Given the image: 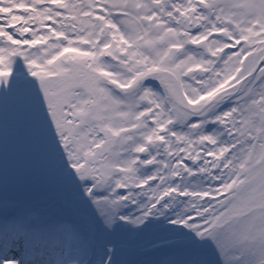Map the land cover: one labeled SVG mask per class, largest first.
I'll list each match as a JSON object with an SVG mask.
<instances>
[{
  "label": "snow or ice",
  "instance_id": "obj_1",
  "mask_svg": "<svg viewBox=\"0 0 264 264\" xmlns=\"http://www.w3.org/2000/svg\"><path fill=\"white\" fill-rule=\"evenodd\" d=\"M0 264H264V0H0Z\"/></svg>",
  "mask_w": 264,
  "mask_h": 264
},
{
  "label": "rangeland",
  "instance_id": "obj_2",
  "mask_svg": "<svg viewBox=\"0 0 264 264\" xmlns=\"http://www.w3.org/2000/svg\"><path fill=\"white\" fill-rule=\"evenodd\" d=\"M151 237H149V239H150Z\"/></svg>",
  "mask_w": 264,
  "mask_h": 264
}]
</instances>
